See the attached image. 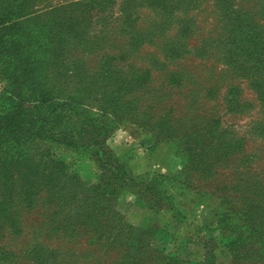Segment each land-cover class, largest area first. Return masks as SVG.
I'll use <instances>...</instances> for the list:
<instances>
[{"label": "rangeland", "instance_id": "1", "mask_svg": "<svg viewBox=\"0 0 264 264\" xmlns=\"http://www.w3.org/2000/svg\"><path fill=\"white\" fill-rule=\"evenodd\" d=\"M58 1H32L30 11ZM116 1L118 9L124 0ZM136 12L145 26L157 31L146 34L148 45L134 59L153 67L150 87L163 94L160 108L171 109L178 135L168 139L154 125L125 120L113 124L107 147L112 150L115 138L119 144L132 138L127 143L135 154L141 141L150 152L157 145L173 144L183 171L169 180L162 177L164 158L152 168L149 152L146 160L136 157L138 163L126 167L131 182L113 204L112 214L119 216L123 228L103 240L111 246L92 244L85 232L73 238L49 237L42 242L55 253L43 264H119L136 254L138 264H237L264 250V239H256L243 221L249 205L245 190L264 187V0H153ZM167 42L174 48L172 65L167 59L171 49H164ZM8 84V77L0 75V99ZM86 105L98 107L92 100ZM208 125L211 133L204 131ZM37 144L33 151L39 161L50 145ZM51 152L70 172H78L83 183L94 184L102 177L94 155L59 146ZM16 153L4 147L2 165ZM113 156L118 155L113 151ZM27 233L19 239L4 234L0 244L18 254L35 237L31 230ZM256 258L242 264H264V253ZM0 264L18 263L1 259Z\"/></svg>", "mask_w": 264, "mask_h": 264}, {"label": "trees", "instance_id": "2", "mask_svg": "<svg viewBox=\"0 0 264 264\" xmlns=\"http://www.w3.org/2000/svg\"><path fill=\"white\" fill-rule=\"evenodd\" d=\"M32 1L0 0V75L9 79L0 99V152L4 147L17 150L5 165L0 162V237H27V230L35 234L18 254L0 244V260L18 264L49 263L55 251L42 242L49 237L85 232L92 244L111 246L103 240L123 228L112 214L113 204L131 182L129 164L115 159L107 147L114 123L131 120L160 128L159 135L168 139L178 135L171 109L160 108L163 94L150 87L153 67L134 59L148 45L146 34L157 31L135 11L153 0H124L118 9L116 0H59L39 5L35 13ZM167 48L172 65L174 48L169 42ZM87 100L98 107L90 109ZM260 100L264 108V92ZM212 129L208 125L204 131ZM39 141L50 149L37 161L33 148ZM54 146L96 156L102 177L83 183L78 172H70L52 154ZM226 157L214 158V163ZM178 176L162 175L169 180ZM245 191L246 230L264 239V187ZM263 253L252 252L237 264ZM136 256L119 264H138Z\"/></svg>", "mask_w": 264, "mask_h": 264}, {"label": "crops", "instance_id": "3", "mask_svg": "<svg viewBox=\"0 0 264 264\" xmlns=\"http://www.w3.org/2000/svg\"><path fill=\"white\" fill-rule=\"evenodd\" d=\"M132 138H126L125 143L119 144L117 138L114 139L112 143V150L121 158L123 162L128 163L131 166L136 165L138 162L136 161V157L138 159L146 160V153L149 152L148 163L153 166L152 168H157L156 164L160 163V159L164 158V163L160 164L161 170L167 177H176L182 171V159L176 156V146L173 144H161L156 146L152 152L148 150V146L143 144V141L139 142L138 153H134L132 149H129ZM151 168V169H152ZM153 170V169H152Z\"/></svg>", "mask_w": 264, "mask_h": 264}]
</instances>
